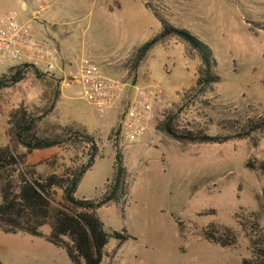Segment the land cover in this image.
Returning <instances> with one entry per match:
<instances>
[{"label": "rangeland", "instance_id": "rangeland-1", "mask_svg": "<svg viewBox=\"0 0 264 264\" xmlns=\"http://www.w3.org/2000/svg\"><path fill=\"white\" fill-rule=\"evenodd\" d=\"M90 1L0 0V14H14L20 23L41 4L72 16L61 26L44 22L37 13L27 24L30 34L54 50L56 68L49 72L54 75L49 80L30 73L23 82L0 91V147L13 148L9 130L17 109L48 107L59 92L40 129L49 123L81 126L101 152L82 177L75 197L97 201L104 196L117 153L126 168L118 201L101 207L97 216L107 233L124 232L129 239L118 250L117 241L110 239L104 264H241L251 256L253 212L259 215L258 236L264 240V174L250 167L264 161V131L245 139L230 136L247 121L264 118L263 107L255 102L259 86L264 85V0H136L133 8L127 6L128 0H92L91 4L106 3L108 16L133 14L137 31L127 42L117 40L110 25L100 23L98 12L89 8ZM124 4L127 7L117 12ZM156 17L188 30L211 48L219 77L212 92L191 91L200 60L180 40L153 49L139 68H133L137 49L161 30ZM84 59L118 83L119 90L103 114L82 97L79 77ZM11 65L0 66V75ZM149 87L162 89L163 97L154 108L145 138L130 145L118 138L115 144L111 133L135 90ZM66 90L72 99L66 97ZM169 117H174L178 132L223 140L179 142L161 129ZM16 151L26 152L20 147ZM90 151L89 141L84 140L31 152L25 160L37 174H63L84 164ZM211 224L233 230L237 244L222 248L208 242L203 233L212 232ZM0 261L74 264L65 250L43 239L1 231Z\"/></svg>", "mask_w": 264, "mask_h": 264}, {"label": "trees", "instance_id": "trees-1", "mask_svg": "<svg viewBox=\"0 0 264 264\" xmlns=\"http://www.w3.org/2000/svg\"><path fill=\"white\" fill-rule=\"evenodd\" d=\"M156 18L160 21L161 30L137 49L133 68H139L156 47L167 45L171 40H180L200 60L195 85L191 91L197 94L212 92L219 77L215 74L216 63L211 48L188 30L176 28L163 18ZM30 73L39 80H49V77L54 76L49 72H40L30 64L13 65L0 76V91L18 85ZM58 95L59 92H56L48 107H35L33 111L20 107L12 114L9 131L13 148L0 147V231L43 238L55 247L65 250L74 264H104L105 247L109 240H116L119 249L129 239L124 232L107 233L97 216L101 207L118 201L126 179V168L122 164V156L117 153L113 176L105 184L104 196L97 201L75 197L82 177L91 169L101 152L93 137L81 126L49 123L44 129H40V125L53 112ZM173 119L174 117H169L163 121L161 129L179 142L217 143L223 140L218 136L202 133L193 135L178 132ZM260 131H264V118L247 121L230 137L245 139ZM119 133V126L111 133L110 137L115 138V144ZM84 140L89 141L91 151L87 161L78 164L73 170H66L63 174L40 175L34 171L33 166L26 165V155L31 152L60 148ZM17 147L26 152L18 153ZM250 167L264 174V161L256 167ZM251 217L254 219L252 233L257 238L250 239L251 256L244 258L241 264H264V240L258 236L259 215L253 212ZM46 227L48 231L45 233L43 229ZM209 228L213 229L212 232L203 233L208 242L222 248L237 244V236L233 230L216 224H211ZM0 264L3 263L0 261Z\"/></svg>", "mask_w": 264, "mask_h": 264}, {"label": "built area", "instance_id": "built-area-1", "mask_svg": "<svg viewBox=\"0 0 264 264\" xmlns=\"http://www.w3.org/2000/svg\"><path fill=\"white\" fill-rule=\"evenodd\" d=\"M54 50L30 34L27 26L18 22L13 14L0 20V66L30 64L50 72L56 68ZM79 84L82 97L95 105L101 114L112 104L118 83L101 75L100 69L90 59L82 60ZM162 89L158 87L136 89L120 120L119 140L125 144L141 141L154 118V108L162 101Z\"/></svg>", "mask_w": 264, "mask_h": 264}, {"label": "crops", "instance_id": "crops-1", "mask_svg": "<svg viewBox=\"0 0 264 264\" xmlns=\"http://www.w3.org/2000/svg\"><path fill=\"white\" fill-rule=\"evenodd\" d=\"M92 1V0H91ZM91 1L89 2V8L91 9V11H93V10H95V11H97L98 12V16H99V20H100V23L102 24V25H110V29L112 30V32H113V35H115V38L117 39V40H119L120 42H127V41H129L130 40V36L132 35V34H135L136 33V31H137V27L135 26V22H134V16H133V14L130 16L129 15V17L128 18H126V17H123V16H120V17H118V16H116V17H114V16H108V9H107V5H106V3H103V5H101V4H91ZM137 2L138 1H136V0H128V2H127V6H132L134 3L135 4H137ZM134 4V5H135ZM143 7H144V9L145 10H147V8L145 7V5H144V1H143ZM127 6H125V4H124V6L123 5H121V7L118 9V11L117 12H119V11H121V10H123L124 8H126ZM51 7H52V5H43V4H41V5H39L38 6V10L37 11H35L32 15H31V17H27V21H25V22H22L21 24H23V25H25V26H27V24L29 23V22H31L32 20H34V19H36L39 15H37V13H40V16H41V18H42V20L44 21V22H50L51 24H55V25H66L69 21H71V17L72 16H69L68 14L66 15V11L65 10H54V11H52L51 10ZM79 7V6H78ZM131 8H133V6L131 7ZM133 10V9H132ZM14 15V14H13ZM15 16V15H14ZM16 17V16H15ZM60 17H62L61 19H60ZM155 17V16H154ZM3 18V15H1L0 14V20ZM157 19V18H156ZM158 20V19H157ZM19 22V21H18ZM130 22V23H129ZM131 24V26L132 27H127V26H129ZM133 27H135L136 28V30L133 28ZM62 33V32H61ZM131 34V35H130ZM138 47V46H137ZM157 48V47H156ZM124 48L122 47V45H121V48H120V51H122ZM7 64H9V63H7ZM13 65H11L10 67H12ZM9 68V67H8ZM7 68V69H8ZM6 71L7 70H5V71H3L2 73H1V75H3V74H5L6 73ZM60 72H62V73H65L63 70H59ZM59 73V72H58ZM0 75V76H1ZM64 75V74H63ZM65 87V86H64ZM71 93L69 92V91H67L66 90V97L68 98V99H72V97H71V95H70ZM62 95L65 97V92H64V88H62ZM69 97H68V96ZM251 95H253V94H250V97H251ZM254 96H256L255 94H254ZM255 102L258 104V105H260L261 107H263V109H264V85H262V86H259V88H258V92H257V96H256V98H255ZM146 136V135H145ZM145 138V137H144ZM143 138V139H144ZM142 139V140H143ZM141 140V141H142ZM141 141H139V142H137V143H140ZM43 151H46V150H43ZM43 151H34V152H43ZM14 235H27V234H24V233H16V234H14ZM30 236V235H29ZM32 237V236H31ZM34 238H36V237H34ZM38 239H43V238H38ZM44 240V239H43ZM122 246V245H121ZM120 246V247H121ZM119 247V248H120ZM117 248V247H116ZM117 250H118V248H117Z\"/></svg>", "mask_w": 264, "mask_h": 264}]
</instances>
